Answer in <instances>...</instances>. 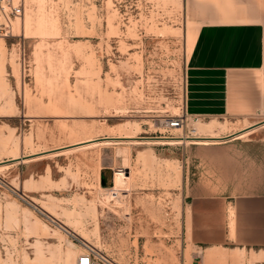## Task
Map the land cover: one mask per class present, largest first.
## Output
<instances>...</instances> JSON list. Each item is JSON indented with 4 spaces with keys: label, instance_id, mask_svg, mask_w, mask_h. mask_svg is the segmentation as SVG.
Wrapping results in <instances>:
<instances>
[{
    "label": "rangeland",
    "instance_id": "374dc122",
    "mask_svg": "<svg viewBox=\"0 0 264 264\" xmlns=\"http://www.w3.org/2000/svg\"><path fill=\"white\" fill-rule=\"evenodd\" d=\"M186 2L24 0L13 36L0 38V245L12 254L0 264L75 263L81 239L70 232L60 242L44 206L78 218L89 244L119 264H190L177 161L190 143L78 145L158 138L161 122L181 114L194 33ZM203 123L215 131L200 136L239 128L189 119L183 134ZM34 155L42 157L19 161ZM120 171L129 180L117 204L109 190ZM35 222L49 233L36 237ZM245 263L264 264V251Z\"/></svg>",
    "mask_w": 264,
    "mask_h": 264
},
{
    "label": "crops",
    "instance_id": "0c3cea01",
    "mask_svg": "<svg viewBox=\"0 0 264 264\" xmlns=\"http://www.w3.org/2000/svg\"><path fill=\"white\" fill-rule=\"evenodd\" d=\"M186 3L194 33L183 111L239 128L216 143L185 144L177 158L182 254L190 264H246L264 251V0Z\"/></svg>",
    "mask_w": 264,
    "mask_h": 264
},
{
    "label": "bare ground",
    "instance_id": "6f19581e",
    "mask_svg": "<svg viewBox=\"0 0 264 264\" xmlns=\"http://www.w3.org/2000/svg\"><path fill=\"white\" fill-rule=\"evenodd\" d=\"M23 20L17 21L15 23V26L17 25L18 22L19 23H22ZM25 27H26V29H28V27H29L28 21L25 23ZM165 123H166L165 120L161 122L162 125L166 126ZM214 126H215L214 123L213 124L212 123H203V124L199 125L196 128H192L193 129V132L195 131L194 132L195 135H194V137H190V138H187V137L182 136L180 138L179 137H173V138H169V139L149 138V139H146V140L144 139L143 141H140V140H136V139H139V138H135V137H124L123 136L124 138H113V139H118V140H105L104 139L103 141H98V142H95L94 140H86V141H83V142L78 143V145L81 146V147H84V148H86V147H93V146H97V145H101V144H109V143H112V142H114V143H116L118 141L121 142V140H119V139H127V140L131 141V143L136 144V145L143 144V145H168V146H173V145H182V144H185V143H191V144H209V143H212V142L216 143V142L222 141V139L219 138L218 136H213V135H210V136L209 135L208 136H200L201 134H203V135L205 134L206 135L208 133H213L215 131ZM175 131H179V130H175ZM243 133H245V132H241L240 134H236L233 137L239 136V135H241ZM173 135H179V133H177V134L174 133ZM120 144H122V143H120ZM76 147H78V146H76ZM39 157L41 158L42 156H36V155H34L32 157H29L30 159H25L24 158V160L21 159L19 161H21V163H24V162H28V161H33L35 159H39ZM17 159H19V158H17ZM124 180H129V179H126V176H125V174L122 171L115 172V174H114V187L109 190L110 192L107 190L110 193L109 194V199H111V198L114 199V201H116L117 204H121L122 203L121 202V199H120L121 196H117V198L115 196L119 193V191H120L119 188L122 185L125 184V181ZM118 184H119V186H117ZM41 209H43L51 217H53L54 220L51 219V222L56 226V235L55 236H57V238H59L60 242L63 241L64 233L71 235L70 234V232H71L74 235L78 236L83 242L89 244V237H88V235H85L83 233L81 234L80 230L78 229V224H79V219L78 218L73 217L72 215H67L64 218H62L61 216L55 214L54 212H52V210H50L49 208H47L45 206L44 207H41ZM35 223H34V226H32V230H33V233L36 235V237L45 236L46 234L49 233L48 232L49 231L48 230V226L46 224L43 225L45 230H42V227L37 226L39 224H37V223L35 224ZM40 229H41V231H40ZM42 232H44V233L42 234ZM47 236H46V238H47ZM0 243H1V240H0ZM3 251H6L8 255L10 254V252L8 250L2 249L1 248V245H0V259H2V253H3ZM10 255H12V254H10ZM38 255H40L39 257H41V255H42L41 251L38 252ZM52 258L54 260H56L54 258V255H53ZM57 262L60 263V259H57Z\"/></svg>",
    "mask_w": 264,
    "mask_h": 264
},
{
    "label": "built area",
    "instance_id": "2783aa9c",
    "mask_svg": "<svg viewBox=\"0 0 264 264\" xmlns=\"http://www.w3.org/2000/svg\"><path fill=\"white\" fill-rule=\"evenodd\" d=\"M24 14V0H0V38L12 37L13 23L20 19ZM188 118L184 111L180 115L165 119L164 133L158 135L159 139H169L173 137H194L193 129H190L189 135H184L186 130ZM196 120L197 119H193ZM179 130V135H172L170 131ZM81 245L82 252L77 256L74 264H119L111 257L105 255L99 250L95 249L88 243L81 240L78 242Z\"/></svg>",
    "mask_w": 264,
    "mask_h": 264
}]
</instances>
